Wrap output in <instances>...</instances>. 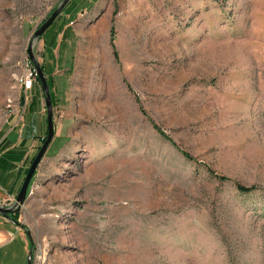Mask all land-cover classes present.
Segmentation results:
<instances>
[{
	"label": "rangeland",
	"instance_id": "obj_1",
	"mask_svg": "<svg viewBox=\"0 0 264 264\" xmlns=\"http://www.w3.org/2000/svg\"><path fill=\"white\" fill-rule=\"evenodd\" d=\"M62 1L0 0L6 206L49 131L23 80ZM33 53L55 137L17 220L32 264H264V0H70Z\"/></svg>",
	"mask_w": 264,
	"mask_h": 264
},
{
	"label": "water",
	"instance_id": "obj_2",
	"mask_svg": "<svg viewBox=\"0 0 264 264\" xmlns=\"http://www.w3.org/2000/svg\"><path fill=\"white\" fill-rule=\"evenodd\" d=\"M70 0H63L62 3L58 6V8L52 13V15L35 31L34 35H32V39L29 43V50L28 54L30 56V60L33 63L36 71H37V77L42 85V90L43 94L45 97V102H46V108H47V138L44 142V144L41 146L38 154L34 158L27 174L26 177L23 181V186H21L20 191L11 206H6L0 203V215L5 217L6 219L10 220L11 222L15 223L18 226H21L24 230H26L25 226H23L20 222L15 220L13 218V214H16L18 212H21L22 206L25 204V201L28 196V190L31 185L32 179L37 172V168L42 162L44 156L46 155L50 144H52L53 139L55 137V123H54V116H53V102H52V96L51 92L49 89V84L47 77L45 75V72L42 68V66L39 64V62L36 60L34 53H33V48L34 44L37 40H39L44 34H46L47 30L53 25L54 22H56V19L58 16L63 12L67 4L69 3ZM27 236L31 241V249L29 252V257H28V263L27 264H32L33 262V254H34V246H33V240L31 236V232L26 230Z\"/></svg>",
	"mask_w": 264,
	"mask_h": 264
},
{
	"label": "crops",
	"instance_id": "obj_3",
	"mask_svg": "<svg viewBox=\"0 0 264 264\" xmlns=\"http://www.w3.org/2000/svg\"><path fill=\"white\" fill-rule=\"evenodd\" d=\"M35 102L37 103V107H35V109H37L41 105L40 99L37 98V101L35 100L33 102L34 105ZM27 105V96H25V108H27ZM38 112L40 113V111ZM34 121L35 119H33V122ZM24 123L25 128H27V121L24 120ZM12 141L14 140H12L9 136L8 139L4 141V143L10 144L12 146L15 142ZM4 143H2V145ZM22 144H27L28 153L32 147L30 140L27 139L23 141ZM0 165L2 166V169L6 172L4 179L5 181H7L8 184L7 191L13 193L16 188L18 179L20 178V170H18L19 165H17V167L16 165L11 166V162L8 163V160H6ZM21 168L23 167L21 166ZM8 199L5 197L3 200L1 199L0 202H3L1 204H6L8 202ZM23 226H25L26 228V224H24ZM26 230L0 215V264H27V247L29 246V248L31 249V241L27 236Z\"/></svg>",
	"mask_w": 264,
	"mask_h": 264
},
{
	"label": "trees",
	"instance_id": "obj_4",
	"mask_svg": "<svg viewBox=\"0 0 264 264\" xmlns=\"http://www.w3.org/2000/svg\"><path fill=\"white\" fill-rule=\"evenodd\" d=\"M64 11V10H63ZM42 68L44 69V65H42ZM39 80V79H38ZM51 96H52V99H53V95H52V93H51ZM155 125V128L157 129V131H158V134H160L163 138H165V139H167L168 141H170L173 145H175L176 147H178L177 146V144H176V142H175V140H173V138H171L170 136H168L162 129H161V127L159 126V125H156V124H154ZM46 134H48V132H46ZM45 140H46V138H44L43 139V143L45 142ZM183 154H184V156L187 158V159H189V160H192V157L188 154V153H184L183 152ZM34 160V159H33ZM33 160H32V162H33ZM26 172H28V170L26 171ZM219 179L220 180H222V181H227L228 179L226 178V177H219ZM238 190L242 193V194H250V193H252V192H255L256 190H258V188L256 187H245V186H242V185H238ZM13 216V218L15 219V220H18V218H19V216H20V212H18V213H16V214H13L12 215Z\"/></svg>",
	"mask_w": 264,
	"mask_h": 264
},
{
	"label": "built area",
	"instance_id": "obj_5",
	"mask_svg": "<svg viewBox=\"0 0 264 264\" xmlns=\"http://www.w3.org/2000/svg\"><path fill=\"white\" fill-rule=\"evenodd\" d=\"M37 78V71L34 69L33 71L30 72L28 77L23 80V83L25 84V88L31 89L33 87V81Z\"/></svg>",
	"mask_w": 264,
	"mask_h": 264
}]
</instances>
